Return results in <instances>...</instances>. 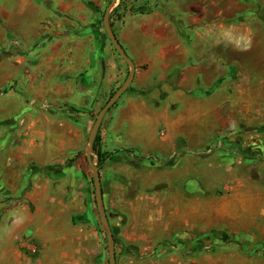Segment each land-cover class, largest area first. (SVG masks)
<instances>
[{
    "label": "rangeland",
    "instance_id": "obj_1",
    "mask_svg": "<svg viewBox=\"0 0 264 264\" xmlns=\"http://www.w3.org/2000/svg\"><path fill=\"white\" fill-rule=\"evenodd\" d=\"M1 1L3 0H0V3ZM250 1L252 0H231L226 8L211 5L185 9L187 13L182 19L176 17L186 36L185 50L188 51V57L184 55L176 61H185L182 67H188L190 72H197L195 89L184 94L185 98L191 101L188 102L190 105L194 103V106L189 105L186 114L198 116L199 123L207 129V140H201L199 137L195 139L196 143L201 144L199 149L182 151L181 147L185 148L187 141L180 138L177 152L166 155V164L157 167V159L150 160L152 157H146L139 152L102 143L112 110L104 117L100 133L98 132L100 141L97 149L101 152V145L105 144L100 175L103 202L115 239L117 264H264V106L260 108L259 113L255 111V106H245L240 102L239 92L244 76H248L247 79H250L252 74L256 76V67L264 71V0H253L252 4ZM147 2L161 12L165 9L161 0H123L122 8L116 11L119 0L111 11L110 22L113 20L118 27V21H121L123 16L138 14L129 11L130 8L137 10ZM107 5V0H103L98 8L96 26L104 34L108 48L125 66V70L111 88L102 87L100 91L93 92V99H90L88 104L83 102L78 93L72 94L69 91L66 96H71V104L59 103V95L55 93L44 97L45 99L35 95L37 102L33 104L37 113H41L36 126L45 128V135H15V129L21 126V122L14 118L5 120L3 112L14 116L18 93L31 97L27 94L28 90L22 93L17 89L16 81L19 77L16 76L13 83L4 85L0 72V174L7 158L9 161L14 160V157L4 155L7 146L14 151L21 146L29 147V144L36 148V159L28 156L29 152L23 153L27 156L23 164L24 179L32 176L30 171L35 169L37 164H47V168L61 171V168L73 163L79 164V158H82L83 164H86L82 170V178L88 176L91 198L90 208L87 201L85 206L93 211L94 224L100 228L105 264H109L107 237L95 203L92 169L86 159L85 150L98 113L124 83L129 73L128 65L114 49L103 28L102 18ZM247 5L250 7L246 8ZM192 15L198 17L199 21L190 22ZM132 18L135 22L134 17ZM160 20L159 17L143 16L142 22L145 26L162 28ZM260 22L263 23L262 28ZM80 28L81 25L71 26L64 20L43 22L38 38L30 42L26 49V44L16 37L9 39V46L3 47L0 44V63L2 59L27 54L25 66L31 67L38 58V61L42 62V71L50 70L53 65L61 64L59 59L47 61L49 57L58 54L59 48L54 45L71 32L78 33ZM247 28H250L249 35L246 34ZM88 31L94 30L90 28ZM257 31L261 32L260 36L256 35ZM208 33L212 35L209 41ZM197 34H200V37L194 43L193 38ZM217 35L220 37L213 40ZM224 35L228 38H224ZM71 36L75 37V34ZM38 47L40 52L35 53L33 57L30 52ZM195 53H199V57H194ZM86 56L84 52L71 51L60 67L69 66L73 69L69 73L57 75V78L64 76L69 81L77 79L80 68L87 64ZM257 57L263 59V64H257ZM141 69H146V66H136L131 88ZM180 71L170 73V87L177 85L182 74ZM47 74L49 75L47 72H41V77H38L45 86L53 82L46 80ZM163 83L154 84L152 87L161 89ZM122 96L124 97V94ZM262 96L264 97V90ZM122 98L117 102H122ZM177 107L171 105L170 109L173 112ZM246 149L249 152L244 156L242 151ZM93 162L98 166V158L94 152ZM164 173L167 174L165 177ZM47 174L45 173V178L41 180V187L37 188L30 183L23 193L22 190L18 191L21 188L19 182L3 185V180L0 179V206L7 203L8 209L13 212L20 211L18 215L24 217L26 225L24 229L18 230H23L24 240L36 246L33 232L37 226L31 223L32 218L45 219L48 212L57 211L59 207L63 209L64 204L70 201L68 186H60L56 175H52L48 182ZM6 187L15 194L5 195ZM77 188L83 190L79 183ZM35 190L39 191L40 195L27 194ZM181 193L184 195L182 203L185 209L191 208L193 200L199 203L200 221L197 228L188 226L182 233H175L176 220L171 211L175 209L174 200ZM155 194L160 196L152 197ZM157 197H162L160 203L155 201ZM53 198L57 200L54 201ZM197 198L199 201H196ZM245 202L247 207L244 206ZM82 203L80 201V204ZM159 207L163 209L164 218L161 220L171 222L169 229L163 227L164 231H159L161 227L153 225L155 219L150 218L158 215L156 221L162 222L158 219L160 213L156 212ZM211 207L213 209H210ZM242 207L246 208L247 212L240 216ZM224 210L227 214L221 215L220 212ZM229 212L235 215L229 217ZM13 242L17 240L13 239ZM24 251L29 257L38 254L37 247Z\"/></svg>",
    "mask_w": 264,
    "mask_h": 264
},
{
    "label": "crops",
    "instance_id": "obj_2",
    "mask_svg": "<svg viewBox=\"0 0 264 264\" xmlns=\"http://www.w3.org/2000/svg\"><path fill=\"white\" fill-rule=\"evenodd\" d=\"M88 1H1L0 44L3 47L9 46V39L16 37L26 44L24 46V49H26L30 42L32 43L38 38L40 26L43 22L64 20L71 26L81 25V31L61 38L54 45L59 48L58 54L49 57L47 61L59 59L61 61L60 65H62L71 51L84 52L87 55V64L84 68H80L78 72L80 74L74 81H69L64 76L62 78L58 76L57 78V75L69 73L73 67L68 66L65 68L64 66L53 65L50 70L42 71L40 66L42 62L40 63L38 58L34 60L36 63L31 67L24 65L27 60V54H19L11 59H2L0 72L2 73L3 84L13 83L19 77L16 81L17 89L22 91V93L28 90L29 93L27 94L31 97L18 93V98L15 99L14 116L3 112L5 120L14 118L21 122V126L15 129L16 136L34 137L40 134L45 135V128L41 129L36 126L41 113H37L35 104H33L37 102L34 99L35 95L44 98L55 93L59 95L57 96L60 99L59 103L71 104V96H66L69 91L72 94L78 93L83 102L88 104L90 99H93V92L100 91L102 87L111 88L122 76L125 66L117 60L108 48L104 34L96 26V13L103 0ZM161 1L165 5V10L177 18L185 16L187 13L185 9L192 10L203 8L204 6L210 7L211 5L226 8L231 3V0ZM250 2L251 4L254 3L253 0ZM245 7L249 8L250 6L247 5ZM143 16L159 17L162 28L145 26L142 22ZM132 17H134L135 22L132 21ZM189 19L192 23L199 21L198 17L194 15L190 16ZM118 23L119 26L116 27L112 20V28L117 39L136 66H146V69H141V73L137 74L133 87L127 90L122 102L112 109L110 120L103 134L102 143L106 142L129 151L139 152L146 157H152L150 160L157 159L155 165L161 167L162 164L165 165L167 162L166 155L177 152L180 138L186 139V147H181V150L187 152L201 147V144L196 143V137L201 140H207V129H204V126L199 123L198 116L191 113L186 114L189 111L190 103L188 102L191 101L186 99L184 94L195 89L197 72H194V70L190 72L188 67H182L185 61H176L178 58L184 57V55L188 57V51L185 50V39L178 33L176 26L163 11L155 9L149 14H128L123 16ZM261 25H263L262 22H260ZM90 28L94 31L87 32ZM247 31L246 34L249 35L250 28H247ZM74 34L75 37H72L71 35ZM260 34L261 32L257 31L256 35L260 36ZM208 35L209 41L212 39V35L210 33ZM198 37H200V34L195 35L193 38L194 43L199 40ZM219 37L220 35L214 36L213 40H217ZM223 37L225 38L227 35ZM52 41L53 39L50 40V42ZM73 45L75 46L73 47ZM39 52L40 49L38 47L31 50L30 53L34 57L35 53ZM199 55V53H195L194 57H199ZM256 60L257 64H263V59L260 60L257 57ZM32 63L34 62L32 61ZM176 70H181L180 72H182L181 78L177 83L178 90H172L166 83L163 84L161 89L152 87L154 84L164 82L168 75ZM36 71L38 72L37 74L35 73ZM41 72L49 73L46 80L48 82L53 81L50 85L45 86L42 80L41 82L39 81L38 77ZM255 75H250L252 76L251 78L249 77L250 79H247L248 76H244L243 80H241L242 83L239 88L240 102L248 107L255 106V111L259 113L260 108L262 109L264 106V97L262 96L264 71L256 67ZM57 79H60V81ZM162 92L167 94L163 100L160 99ZM171 105H177V110L172 112L170 109ZM190 106H194V103L192 102ZM47 119L49 121L48 116ZM104 150L105 144H102V154ZM25 152H29L28 156L32 158L38 155L36 148L31 147L30 144L29 147L21 146L15 151L8 149L7 146L4 155L6 157H14V160L9 161L7 158L2 166L3 171L0 174V179L1 181L3 180V185H12L19 182L21 188L18 191L22 190L23 193L25 187L30 183L36 185L37 188L41 187V180L45 178V173H48L46 176L48 182H50L52 175H56L60 186H68V200L70 201L64 204L63 209L59 207L57 211L48 212L45 219L32 218L31 223L37 226V229L33 232L37 246L24 240L23 230H18L19 228L24 229L26 225L24 217H19L18 215L20 211L14 210L16 212H13L8 209L7 203L1 205L0 264H87L88 262L105 264L100 228L96 223L94 224L95 216L93 211L88 210L85 206V201H87L89 207L91 198L88 191V176H83L82 178V170L86 166V164H83L82 158H79V164L73 163L68 167L61 168V171L56 168H47V164H37L35 169L30 171L32 176L29 175L24 179L23 164L27 157L24 155ZM242 152L246 156L249 150L246 149ZM40 168H43V170L39 171ZM166 175L164 173V177ZM78 183L83 186V190L77 188ZM4 192L5 195L15 194L7 187ZM27 194L31 196L40 195L39 191L36 190ZM155 196L160 195H152V197ZM161 199L162 197H157L155 201L160 203ZM53 200L56 201L57 199L53 198ZM80 201L83 203L80 204ZM174 201L175 209L171 213L174 214L173 216L176 220L174 224L176 227L175 233H182L185 227L188 226L192 229L194 227L197 228L200 221L199 203L193 200L191 201V208L185 209L182 203L184 201L182 193ZM196 201H199V199L197 198ZM178 202H181V204ZM244 206L247 207L246 202ZM67 208L69 211H66ZM210 209L213 208L211 207ZM225 211L220 212V214H227ZM156 212L160 213V218L158 219L162 222L158 223L156 221L158 215H153L150 217L152 220L155 219L153 225L160 226L161 229L159 231H164L163 227L166 230L169 229L171 222L161 220V218H164L162 207H159ZM246 212V208L242 207L239 215H245ZM228 215L233 217L235 214L229 212ZM74 217H83L85 219H78L77 222H74ZM12 218L15 219L13 220ZM243 225L244 227L246 226L245 224ZM13 239L17 240V242H13ZM31 247L33 249L37 247L38 254L29 257L24 249H30Z\"/></svg>",
    "mask_w": 264,
    "mask_h": 264
},
{
    "label": "water",
    "instance_id": "obj_3",
    "mask_svg": "<svg viewBox=\"0 0 264 264\" xmlns=\"http://www.w3.org/2000/svg\"><path fill=\"white\" fill-rule=\"evenodd\" d=\"M119 0H111L110 3L106 6L104 15L102 18L103 28L106 34V37L114 47V49L118 52L120 57L125 61V63L129 67V73L124 81V83L113 93V95L109 98V100L104 104L101 108L100 112L96 117V121L90 131L88 138V145L85 150V155L87 161L92 169V177L94 183V193H95V203L97 206V210L99 213L100 221L104 226L107 243H108V261L109 264H117L116 251H115V239L113 230L111 228L108 215L106 213V208L103 202V189H102V181L100 175V169L93 162V152H94V143L96 137L98 135L99 129L103 122L104 117L109 112V110L117 103V101L121 98V96L130 88L132 85L135 74H136V65L134 61L129 57L126 50L123 48L122 44L117 39L113 28L110 22V14L115 5Z\"/></svg>",
    "mask_w": 264,
    "mask_h": 264
},
{
    "label": "trees",
    "instance_id": "obj_4",
    "mask_svg": "<svg viewBox=\"0 0 264 264\" xmlns=\"http://www.w3.org/2000/svg\"><path fill=\"white\" fill-rule=\"evenodd\" d=\"M110 1L111 0H107V4H109L110 3ZM122 2H123V0H120V4L118 5V7H117V9H116V11H118L120 8H122ZM155 10V7H151V5L147 2L146 4H143V5H141L137 10H134L133 8H130L129 9V11H131V12H135V13H139V14H149V13H151V12H153ZM161 11V10H160ZM163 13L169 18V20L176 26V28H177V31H178V33L184 38V37H186L185 36V34L182 32V30H181V28H180V22L176 19V17L175 16H172V15H170L164 8H163ZM111 26L113 27V25H112V23H111ZM71 33H73V32H71ZM123 60V59H122ZM174 72H179L178 70H176V71H174ZM173 72V73H174ZM171 78V75L169 74L168 75V77H167V79L164 81V83H166V84H168L169 85V83H168V80ZM163 83V84H164ZM171 88H172V90H178L179 89V87L177 86V85H174V86H171ZM129 89H131V87L129 88ZM126 93V92H125ZM125 93H124V95H125ZM113 95V94H112ZM167 96V94L166 93H164V92H162L161 93V95H160V99L161 100H163L165 97ZM123 97V96H122ZM121 97V98H122ZM120 98V99H121ZM119 102H117L110 110H109V112L118 104ZM108 112V113H109ZM99 133H100V131H99ZM99 133H98V135H97V137H96V140H95V143H94V153H95V155L97 156V158H98V167H99V169H101L102 168V165H103V163H104V155L97 149V144H98V142L100 141V136H99ZM87 159V158H86ZM43 170V168H40L39 169V171H42ZM29 186H30V184L27 186V188H29ZM26 188V189H27ZM78 219H85V218H83V217H74L73 218V220H74V222H77V220Z\"/></svg>",
    "mask_w": 264,
    "mask_h": 264
}]
</instances>
